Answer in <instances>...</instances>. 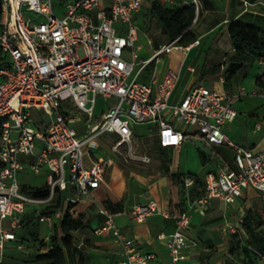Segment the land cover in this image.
I'll list each match as a JSON object with an SVG mask.
<instances>
[{
	"label": "built area",
	"instance_id": "2783aa9c",
	"mask_svg": "<svg viewBox=\"0 0 264 264\" xmlns=\"http://www.w3.org/2000/svg\"><path fill=\"white\" fill-rule=\"evenodd\" d=\"M160 1L194 5L197 14L203 6L202 0ZM1 3L0 47L8 58L0 66V264L11 242L19 250L26 249L18 234L24 228L27 208L50 206L59 193L70 189L78 197L94 200L93 192L114 163L112 155L126 163L152 161L135 134L138 124H156V141L163 149L181 145L194 132L210 146L227 145L235 153V168L208 172L201 187H195L193 176L185 177V209L163 212L174 220L168 264H191L187 231L194 213L204 212L213 199L234 204L247 189L258 191L264 199V150L237 143L224 131L238 117L234 101L245 94L244 89L230 95L195 84L173 101L180 81L176 70L167 69L163 76L154 72L148 82L140 79L161 56L173 49L188 54L200 43L196 39L180 45L176 39L156 47L150 58H140V15L148 0ZM150 41L154 44L152 37ZM100 97L113 103L97 113ZM98 147L102 152L96 155L92 149ZM26 168L35 175L45 172L48 196L22 190L19 176ZM194 188L200 193L192 192ZM66 206L63 200L59 207L37 213L39 224L47 229L42 234L47 244L42 251L52 247L49 243ZM160 212L156 200L135 204L130 210L139 222ZM99 213L104 222L94 233L113 235L124 257L121 264H147L156 258L154 252L138 249L118 226L115 213L102 206ZM245 217L238 226H226L239 238L246 234Z\"/></svg>",
	"mask_w": 264,
	"mask_h": 264
},
{
	"label": "crops",
	"instance_id": "0c3cea01",
	"mask_svg": "<svg viewBox=\"0 0 264 264\" xmlns=\"http://www.w3.org/2000/svg\"><path fill=\"white\" fill-rule=\"evenodd\" d=\"M202 5L204 10L201 11L199 19L193 25V31L197 35V39H200V43L194 46L188 54L173 49L167 54L177 50L181 61L177 60L170 65L160 67L158 61L155 60L153 67L148 68L140 79L148 82L154 72L163 76L167 69L176 70L180 74V81L173 94V101L180 100L195 84H203L216 90H226L230 95L238 94L244 89L245 94L234 101V106L238 100L247 99L249 105L243 106L241 113L247 115L246 119L259 117L260 108H264V93L256 85L255 80L264 71V63L261 61L255 63L258 64L259 70H256L253 75L250 73L253 69L251 66L226 81L223 74L227 68L226 60L228 58L224 57L221 63L213 64V62L224 55L220 45L214 48V43L223 29L228 32L230 21L242 19L264 27V0H256L248 5L244 3V0H204ZM232 52L233 48H231L230 55ZM203 54H205L204 59L201 58ZM235 108L239 116L240 110ZM235 122L236 120L224 126V131L235 142L255 150H264V136L251 138L248 124L240 133V129L238 130L234 125ZM255 126L257 129H262L259 121L255 123ZM252 131L254 133L255 130L252 129ZM157 132L151 131L147 139L138 137L142 141L145 151L152 158L150 163H126L112 155L114 163L106 168L104 181L93 192L94 200L93 198L78 197L73 189L66 192L64 201L67 203L71 201L74 204L75 216H82L85 222L82 229L73 231L74 240L71 245L77 256H83L84 262H80V264H121L124 258L121 254V247L114 242L111 233L100 235L94 233V229L104 222V216L99 213V207H106V202L122 208L121 211L115 213L116 222L120 229L135 241L138 249L141 252L156 254V258L147 264H168V237L174 231V220L167 218L163 212L175 214L185 209L188 197V191L184 185L185 177L193 176L196 181L195 187H201L208 172L217 171L223 167L235 168V162L233 166H228L223 164L220 159V164L203 152L189 139L195 135L196 137L200 136L194 132L185 137L181 145L164 149L163 155L157 154L154 157L150 152H154L152 145L156 141ZM149 141L151 142L150 148H147L146 142ZM168 151L174 155L170 167L171 160L165 154ZM232 151L234 153L233 149ZM189 156L195 161L192 169L188 163ZM86 164L88 166L92 164L89 156L86 158ZM30 184L38 185L33 182ZM197 192L200 193L198 190ZM98 193L99 195H97ZM149 200H156L161 212L149 216L142 222L134 219L130 214L132 207L138 203H147ZM261 206L264 207V199L260 193L254 189H247L234 204L213 199L204 212H195L187 231L190 244L188 255L191 264H237L240 255L249 260L250 258L244 253L243 248L235 250V255L232 253V241L239 236L226 226H238L240 219L245 217L249 210L261 209ZM27 229L24 227L19 231L20 238L23 235H28ZM39 230L42 234L47 232L46 227L40 224ZM246 237L247 234L243 238H238L241 240V244H244ZM7 247H9V253L4 254L2 263L12 264L14 255L11 251L14 248L17 249V244L11 242ZM30 263L46 264L47 262L34 260ZM255 263L264 264V259L258 258Z\"/></svg>",
	"mask_w": 264,
	"mask_h": 264
},
{
	"label": "trees",
	"instance_id": "16d2710c",
	"mask_svg": "<svg viewBox=\"0 0 264 264\" xmlns=\"http://www.w3.org/2000/svg\"><path fill=\"white\" fill-rule=\"evenodd\" d=\"M249 1L251 3L256 2V0ZM149 2L150 6L146 7L147 10L145 9L142 14L145 18L155 19L157 27L160 29V35L153 39L154 46L159 47L161 44L170 43L176 39H178L177 43L180 45L188 44L197 39V35L193 31V25L195 19H199L201 11L197 14L194 5H167L160 0H150ZM1 11L2 3L0 0V14ZM140 25L144 29L142 21ZM228 33L232 38L233 52L227 59L226 81L238 72L253 66L256 62L264 61L263 26L242 19H235L229 22ZM7 58L8 56L0 47V66L7 63ZM218 67H221V65H218ZM255 83L264 93V71L256 77ZM152 150L158 155H163L164 149L159 146L157 141L152 145ZM203 155L206 156L205 153ZM22 190L29 195L41 198L49 195V188L46 184L41 186L23 183ZM194 192L198 193L197 189ZM64 199H66V191L59 193L50 206L41 207V209L29 207L26 210L24 227L28 228L31 238L21 237V241L35 248L32 253L35 260L46 261V264H80V262H84L83 256H77L71 247L74 240L73 231L82 229L85 226L83 217L75 216L74 204L71 201L67 203L64 216L54 230L49 243L52 247L48 251H42L47 244L39 230L37 213L39 210L45 211L49 208L59 207ZM105 206L113 213L122 210L121 207L110 202H106ZM243 228L247 234L244 244H241L239 237H235L232 241V250L243 248L244 253L252 262H255L258 258L264 259V209L249 210L244 219Z\"/></svg>",
	"mask_w": 264,
	"mask_h": 264
},
{
	"label": "rangeland",
	"instance_id": "374dc122",
	"mask_svg": "<svg viewBox=\"0 0 264 264\" xmlns=\"http://www.w3.org/2000/svg\"><path fill=\"white\" fill-rule=\"evenodd\" d=\"M57 3H60L61 0H55ZM150 0H148L147 3V7L150 6ZM204 1V0H202ZM147 10V9H146ZM204 10V7L202 6L201 11ZM141 17V21L143 22V28L144 29H140V40L138 41V45H140L142 47V49L139 51V56L140 58H144V59H148L150 58L154 52H155V48L156 46H154V44L151 43L150 38L152 37L153 39L155 37H158L160 35V29L157 27V22L155 19H150V18H145L143 16V14L140 15ZM218 45H220L221 50L223 51L224 55H221L219 57V59L215 62H213V64H217V62L221 63L223 62V58L224 57H229L230 56V52H231V48H232V38L231 36L228 34V32H226L225 29H223L220 34L218 35L217 40L214 43V48H217ZM205 56V54H203L201 56L202 59H204L203 57ZM181 61V57L179 55V52L177 50H174L172 53L170 54H166L161 56L157 61L159 66L161 67H165L167 65H170L172 63H174V61ZM227 61V60H226ZM154 65V63L149 67L152 68ZM256 70H259V66L258 64H254L253 65V69L250 72L251 75L254 74V72ZM224 77L226 79L227 77V71H224ZM111 103H113V99H105L103 97L98 98L97 100V113H100L104 107L109 106ZM248 104V100L247 99H243V100H238L235 103V107L239 108L240 110V115L237 117L236 122L234 123L235 127L238 128V130L240 129V133H242L244 131V126L246 124H248L249 126V131H250V136L251 138H256L260 135L264 136V108H260L259 111V117H255L254 119H246L247 115H245V113H241L243 110V106H247ZM259 121V123L262 126V129H257L255 126V123ZM252 124V126H250ZM253 130L254 133H253ZM151 131H158V126L157 125H150L148 123H143V124H138L136 126V130H135V134L137 137L141 138V139H147L148 134ZM100 142H103L102 139H100ZM151 142H146V147L150 148ZM212 148H214L213 150H215V154L219 156V158L221 159V161L223 162V164L228 165V166H233L234 165V153L232 151V149L227 146V145H222V146H212ZM93 153L96 154H100L102 152V148L98 147V148H93L92 149ZM152 153V155H154V157L157 156V153L154 152H150ZM166 156L168 158H170V164L169 167L171 166L172 160L174 158L173 153L169 152H165ZM188 163H189V167L190 169L193 168L195 161L192 159V157L189 156L188 158ZM143 164H147V163H143ZM20 180L22 182H27V183H36L38 185H45L46 183V175L45 172L43 171L40 175H35L34 173H32L31 171H29L27 168L26 170L22 171L20 173L19 176ZM99 195V193L97 194ZM100 197V196H99ZM261 209L263 210L264 207L261 206ZM23 238H27L30 239L31 236L28 233V235H23ZM13 245V244H12ZM14 246V245H13ZM9 247H6L5 249V253L8 254L9 253ZM16 248H14L13 251H11L12 255H14L13 260L14 262H12V264H23L25 262L30 263V261H34L35 258L32 255V253L35 251V248L33 246L27 245L26 246V250L25 251H18ZM237 250V249H236ZM232 253H235V250H232ZM235 255V254H234ZM32 264V263H30ZM237 264H258L255 262H252V260H247V258L245 256H238V263Z\"/></svg>",
	"mask_w": 264,
	"mask_h": 264
},
{
	"label": "water",
	"instance_id": "95a60500",
	"mask_svg": "<svg viewBox=\"0 0 264 264\" xmlns=\"http://www.w3.org/2000/svg\"><path fill=\"white\" fill-rule=\"evenodd\" d=\"M189 139L193 141L203 152H205L210 157H212L215 161L221 164L220 158L215 154L212 146H210L203 137L192 136Z\"/></svg>",
	"mask_w": 264,
	"mask_h": 264
}]
</instances>
